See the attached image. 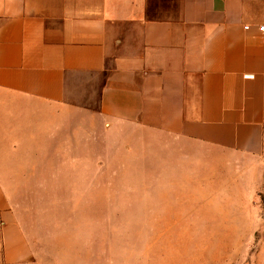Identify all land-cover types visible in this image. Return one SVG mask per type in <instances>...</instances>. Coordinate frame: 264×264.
<instances>
[{
  "label": "crops",
  "instance_id": "1",
  "mask_svg": "<svg viewBox=\"0 0 264 264\" xmlns=\"http://www.w3.org/2000/svg\"><path fill=\"white\" fill-rule=\"evenodd\" d=\"M260 26L264 0H0L1 262L35 261L14 188L83 186L119 154L179 217L259 225Z\"/></svg>",
  "mask_w": 264,
  "mask_h": 264
},
{
  "label": "rangeland",
  "instance_id": "2",
  "mask_svg": "<svg viewBox=\"0 0 264 264\" xmlns=\"http://www.w3.org/2000/svg\"><path fill=\"white\" fill-rule=\"evenodd\" d=\"M107 163L93 178L85 173L83 186L14 188L31 263L264 264V186L253 215L259 225L255 217H211L218 212L181 218L165 188L158 194L149 185L155 182L149 163L124 154Z\"/></svg>",
  "mask_w": 264,
  "mask_h": 264
},
{
  "label": "built area",
  "instance_id": "3",
  "mask_svg": "<svg viewBox=\"0 0 264 264\" xmlns=\"http://www.w3.org/2000/svg\"><path fill=\"white\" fill-rule=\"evenodd\" d=\"M247 28H248V27H245V29H247ZM258 29H259V31L262 32V31L264 30V26H260Z\"/></svg>",
  "mask_w": 264,
  "mask_h": 264
}]
</instances>
